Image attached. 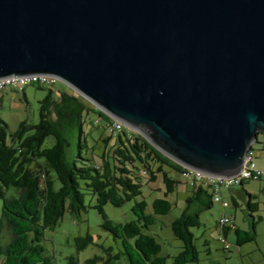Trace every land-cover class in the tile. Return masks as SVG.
Listing matches in <instances>:
<instances>
[{
  "label": "water",
  "instance_id": "water-1",
  "mask_svg": "<svg viewBox=\"0 0 264 264\" xmlns=\"http://www.w3.org/2000/svg\"><path fill=\"white\" fill-rule=\"evenodd\" d=\"M30 75L234 177L264 136V0H0V79Z\"/></svg>",
  "mask_w": 264,
  "mask_h": 264
},
{
  "label": "trees",
  "instance_id": "trees-1",
  "mask_svg": "<svg viewBox=\"0 0 264 264\" xmlns=\"http://www.w3.org/2000/svg\"><path fill=\"white\" fill-rule=\"evenodd\" d=\"M1 101L0 96V107ZM40 105L39 123L22 121L11 134L8 124L0 117V199L3 217L13 234L11 243L5 249L0 248V257L4 255L2 264H52L44 256L41 243L47 230L56 227L67 211L77 218L87 211L84 189L97 198L95 208L104 219L102 227L122 241L129 264H165L166 258L158 256L161 245L155 237L144 233L156 223V218L146 213L145 200L134 204L136 220L125 224L110 220L104 206L110 203L122 207L142 196L144 181L154 183L162 175L164 198L156 199L153 206L156 215H166L174 206L167 197L180 184L179 176L188 182L184 179L188 169L163 154L141 134L127 128L116 135L110 149L107 150L112 138L104 141L106 150L99 157L101 164L96 165L87 156L90 146L85 124L94 126L97 120V127L106 128L112 125L113 119L73 91L55 96L49 89ZM92 114L98 118L90 120ZM49 137L54 138V144L46 147ZM258 144L264 145L262 134ZM192 185L193 191L185 200L184 210L171 225L174 236L183 245L174 264L199 262L190 229L200 227V214L219 202L213 201L212 191L206 184L195 182ZM11 188L15 192L8 195ZM253 198L250 196L249 208L254 212L258 204L252 202ZM226 228L231 229L221 228L225 239ZM234 231L237 246L256 239L255 221L249 230L236 227ZM76 242L81 250L92 239L87 236L77 238ZM98 260L95 257L88 263Z\"/></svg>",
  "mask_w": 264,
  "mask_h": 264
},
{
  "label": "rangeland",
  "instance_id": "rangeland-1",
  "mask_svg": "<svg viewBox=\"0 0 264 264\" xmlns=\"http://www.w3.org/2000/svg\"><path fill=\"white\" fill-rule=\"evenodd\" d=\"M28 86L24 92L7 89L0 96H4L1 101L0 117L9 126V132L18 130L22 121L30 124H38L40 121V102L47 96L49 89H52L55 96L63 91H72L65 83L58 81L52 87L38 88ZM2 99V98H1ZM90 119L96 120V115H90ZM88 144L90 150L87 156L93 159L94 164L100 165V155L105 149L104 141L112 138L108 149L113 147L116 135L110 126L94 127L90 123L85 124ZM133 131V130H131ZM135 132V131H133ZM137 133V132H136ZM139 134V133H138ZM262 137H260V140ZM54 144V138L49 137L46 147ZM253 161L258 167L264 166V151L260 144L256 143L252 149ZM261 168V167H260ZM174 176H178L173 173ZM187 184L180 185V193L171 194L167 197L174 206L170 213L166 215H156L153 203L156 199L164 198L165 185L162 175L154 183L143 182L142 196L126 202L122 207H115L110 203L104 206V212L114 223L125 224L136 220L132 210L136 202L145 200L147 203L146 213L156 218V223L149 229L144 230L145 234L156 238L161 245V252L158 256L165 257V264H174V258L182 251V242L179 241L172 232V223L182 213L185 208V194L182 188ZM235 193L237 206L227 197L230 206L224 210L221 204L215 203L210 210L200 214V227L191 228L195 237V245L199 252V262L190 264H264V180H247L243 185L239 184L232 188ZM15 192L11 188L8 195ZM84 202L88 209L77 218L67 211L58 225L47 230L41 245L44 249V256L51 260L52 264H90L88 260L98 257L94 264H129L124 254V247L120 239L115 238L110 232L103 229L104 219L95 208L97 198L87 189L83 190ZM250 196H254L253 203L258 204L254 212L249 208ZM226 215L231 222L241 230H249L250 225L255 221L256 239L252 242L237 246L236 235L231 227L230 235L224 241V235L219 225L222 217ZM90 236L92 242L84 249H79L77 238ZM13 234L3 217V201L0 199V248L5 249L12 241ZM133 241V240H132ZM227 247V248H226ZM4 261V255L0 257V264Z\"/></svg>",
  "mask_w": 264,
  "mask_h": 264
},
{
  "label": "built area",
  "instance_id": "built-area-1",
  "mask_svg": "<svg viewBox=\"0 0 264 264\" xmlns=\"http://www.w3.org/2000/svg\"><path fill=\"white\" fill-rule=\"evenodd\" d=\"M60 81L57 77L52 75H30L22 77H10L5 79H0V93H3L7 89L15 90L18 92H24L28 86H34V83L41 84H53L56 85ZM112 125H110V130L114 135L121 133L127 127L123 123L113 119ZM99 122L96 120L94 122V127H97ZM129 129V128H127ZM131 130V129H129ZM190 183L201 182L210 187L213 194V201H219L224 209L230 206V203L224 199L223 192L225 190H231L234 186L242 184L247 180H264V168H260L253 161L252 152L248 153L245 159L244 166L240 173L234 177H222L213 176L206 174L199 170L191 169V176L184 178ZM221 228L232 227L236 228L235 224L231 222V219L226 215L222 217L219 222ZM226 241V239H223ZM227 248V247H226Z\"/></svg>",
  "mask_w": 264,
  "mask_h": 264
},
{
  "label": "crops",
  "instance_id": "crops-1",
  "mask_svg": "<svg viewBox=\"0 0 264 264\" xmlns=\"http://www.w3.org/2000/svg\"><path fill=\"white\" fill-rule=\"evenodd\" d=\"M24 96H25V98H27L26 97V94H25V91H24ZM2 98V102H3V100H4V96H2L1 97ZM90 119V118H89ZM90 120H92V119H90ZM261 147H262V149L264 148V145H261ZM263 151H264V149H263ZM261 168H264V166H260ZM178 180L180 181V184H178L177 186H176V188H175V191H174V193L173 194H176L177 196L179 195V193H180V185H183V184H187L186 185V187H184V188H182V191H183V193L185 194L184 196H185V200L187 199V197L188 196H190L191 195V193H192V191H193V185L191 184V183H188V182H186V181H184L182 178H181V176H179L178 177ZM235 193L236 194H239V191H234V190H225L224 192H223V197H224V199L225 200H227L228 198L227 197H229L231 200H232V203H233V205H235V206H237L238 204H237V202H236V200H235ZM228 201V200H227ZM222 206V205H221ZM223 208V207H222ZM224 209V208H223ZM224 210H226V209H224ZM226 230H227V237L230 235V231L228 230V228H226ZM223 233V232H222Z\"/></svg>",
  "mask_w": 264,
  "mask_h": 264
},
{
  "label": "bare ground",
  "instance_id": "bare-ground-1",
  "mask_svg": "<svg viewBox=\"0 0 264 264\" xmlns=\"http://www.w3.org/2000/svg\"><path fill=\"white\" fill-rule=\"evenodd\" d=\"M35 84H37L40 87H48V88H52L55 86L53 84H41V83H35ZM187 169L188 170L186 171V174H185L186 178L191 176V169H189V168H187Z\"/></svg>",
  "mask_w": 264,
  "mask_h": 264
}]
</instances>
